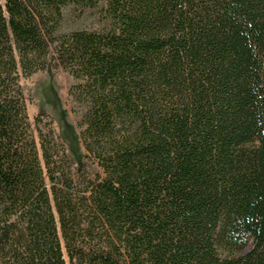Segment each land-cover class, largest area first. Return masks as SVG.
<instances>
[{"label": "trees", "instance_id": "16d2710c", "mask_svg": "<svg viewBox=\"0 0 264 264\" xmlns=\"http://www.w3.org/2000/svg\"><path fill=\"white\" fill-rule=\"evenodd\" d=\"M49 64L80 166L28 113ZM0 264H264V0H0Z\"/></svg>", "mask_w": 264, "mask_h": 264}, {"label": "rangeland", "instance_id": "374dc122", "mask_svg": "<svg viewBox=\"0 0 264 264\" xmlns=\"http://www.w3.org/2000/svg\"><path fill=\"white\" fill-rule=\"evenodd\" d=\"M102 25L97 9L81 10L70 5L64 9L61 31L100 28ZM72 83L73 77L67 70L52 64L21 79L31 120L34 121V117L41 112L50 114L71 160L80 166L84 150L76 127L80 112L68 95Z\"/></svg>", "mask_w": 264, "mask_h": 264}]
</instances>
